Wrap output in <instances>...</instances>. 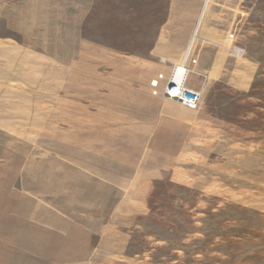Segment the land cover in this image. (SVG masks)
Returning <instances> with one entry per match:
<instances>
[{
  "label": "rangeland",
  "instance_id": "374dc122",
  "mask_svg": "<svg viewBox=\"0 0 264 264\" xmlns=\"http://www.w3.org/2000/svg\"><path fill=\"white\" fill-rule=\"evenodd\" d=\"M0 264H264V0H0Z\"/></svg>",
  "mask_w": 264,
  "mask_h": 264
},
{
  "label": "built area",
  "instance_id": "2783aa9c",
  "mask_svg": "<svg viewBox=\"0 0 264 264\" xmlns=\"http://www.w3.org/2000/svg\"><path fill=\"white\" fill-rule=\"evenodd\" d=\"M197 64L198 58L191 56V48H189L185 52L181 63L176 66L174 74L166 83L163 84L164 74H159L152 80L154 93L161 92L163 96L179 102L182 106L190 110H197L201 106L202 91L187 85L188 78L194 72V67ZM161 88H163L162 91Z\"/></svg>",
  "mask_w": 264,
  "mask_h": 264
},
{
  "label": "crops",
  "instance_id": "0c3cea01",
  "mask_svg": "<svg viewBox=\"0 0 264 264\" xmlns=\"http://www.w3.org/2000/svg\"><path fill=\"white\" fill-rule=\"evenodd\" d=\"M194 73H197L198 75H203V72H198V71H196V70H194ZM195 89V88H194Z\"/></svg>",
  "mask_w": 264,
  "mask_h": 264
},
{
  "label": "bare ground",
  "instance_id": "6f19581e",
  "mask_svg": "<svg viewBox=\"0 0 264 264\" xmlns=\"http://www.w3.org/2000/svg\"><path fill=\"white\" fill-rule=\"evenodd\" d=\"M179 75H181V74H179Z\"/></svg>",
  "mask_w": 264,
  "mask_h": 264
}]
</instances>
